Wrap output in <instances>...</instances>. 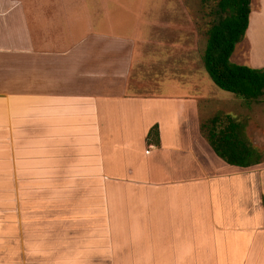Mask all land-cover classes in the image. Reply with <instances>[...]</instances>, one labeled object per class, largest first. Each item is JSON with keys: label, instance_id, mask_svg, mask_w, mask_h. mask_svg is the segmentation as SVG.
I'll return each instance as SVG.
<instances>
[{"label": "crops", "instance_id": "0c3cea01", "mask_svg": "<svg viewBox=\"0 0 264 264\" xmlns=\"http://www.w3.org/2000/svg\"><path fill=\"white\" fill-rule=\"evenodd\" d=\"M111 9L0 0V264H264V159H220L202 86L144 80L167 55L136 30L160 21Z\"/></svg>", "mask_w": 264, "mask_h": 264}, {"label": "rangeland", "instance_id": "374dc122", "mask_svg": "<svg viewBox=\"0 0 264 264\" xmlns=\"http://www.w3.org/2000/svg\"><path fill=\"white\" fill-rule=\"evenodd\" d=\"M251 3L252 16L248 36L254 39L255 48L247 52L246 42L239 45L234 50L231 61L240 66L264 69V29L262 20L256 21L258 16L261 17V0H252ZM102 4L112 5V21L116 23L115 27L119 32H124L137 19L160 21L156 30L150 27L136 30L142 36L155 33L154 39L159 43L158 53L155 51V54H158L159 59L167 55L163 61H159L160 64H153L154 73L151 76L145 75L144 80L152 79L157 74L159 90L165 95L172 94L173 85L202 86L205 95L213 100L214 115L228 114L234 117L241 124V135L246 139L247 136H264V103H256L258 105L254 106L253 102L247 103L244 98L221 91L204 69L202 54L206 47L205 31L211 20L207 14L213 7V0H90V5ZM124 6L126 8L122 10ZM197 94L196 90L191 89L188 96ZM230 104H234L232 110L220 109L226 105L231 106ZM240 114L243 119L239 118ZM247 119L255 122L251 125L249 135Z\"/></svg>", "mask_w": 264, "mask_h": 264}, {"label": "trees", "instance_id": "16d2710c", "mask_svg": "<svg viewBox=\"0 0 264 264\" xmlns=\"http://www.w3.org/2000/svg\"><path fill=\"white\" fill-rule=\"evenodd\" d=\"M252 0H213L207 14L202 54L204 69L221 91L244 98L247 103H264V69H254L231 61L235 47L244 41L249 27ZM213 152L225 163L248 168L263 161L259 151L241 135V124L227 114L214 115L200 125ZM158 141L155 126L148 141Z\"/></svg>", "mask_w": 264, "mask_h": 264}, {"label": "bare ground", "instance_id": "6f19581e", "mask_svg": "<svg viewBox=\"0 0 264 264\" xmlns=\"http://www.w3.org/2000/svg\"><path fill=\"white\" fill-rule=\"evenodd\" d=\"M254 31V30H253ZM256 31V30H255ZM255 33V32H254Z\"/></svg>", "mask_w": 264, "mask_h": 264}]
</instances>
